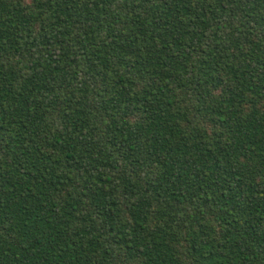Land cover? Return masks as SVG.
Instances as JSON below:
<instances>
[{"label": "trees", "instance_id": "obj_1", "mask_svg": "<svg viewBox=\"0 0 264 264\" xmlns=\"http://www.w3.org/2000/svg\"><path fill=\"white\" fill-rule=\"evenodd\" d=\"M0 264H264V0H0Z\"/></svg>", "mask_w": 264, "mask_h": 264}]
</instances>
